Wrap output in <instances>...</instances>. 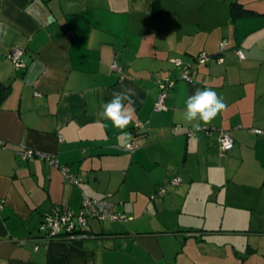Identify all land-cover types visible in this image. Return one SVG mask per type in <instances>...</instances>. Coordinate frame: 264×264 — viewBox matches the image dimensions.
Instances as JSON below:
<instances>
[{"label": "crops", "instance_id": "crops-1", "mask_svg": "<svg viewBox=\"0 0 264 264\" xmlns=\"http://www.w3.org/2000/svg\"><path fill=\"white\" fill-rule=\"evenodd\" d=\"M232 4L251 14L235 17ZM224 40L222 64H196ZM15 47L23 70L7 59ZM0 52V264H264V0H0ZM173 60L192 66L190 83ZM168 78L167 111L156 113V81ZM197 89L223 98L202 128L227 131L230 151L216 133L185 134ZM114 92L132 100L124 130L102 116ZM130 142L139 148L123 151ZM25 148L80 183L24 161ZM175 177L180 185H167ZM160 186L167 192L151 200ZM107 195L128 221L90 220L80 240L34 250L53 206L78 211L83 196Z\"/></svg>", "mask_w": 264, "mask_h": 264}, {"label": "built area", "instance_id": "built-area-1", "mask_svg": "<svg viewBox=\"0 0 264 264\" xmlns=\"http://www.w3.org/2000/svg\"><path fill=\"white\" fill-rule=\"evenodd\" d=\"M227 41L224 40L219 45V56L216 59L218 64L223 63V56L226 52ZM23 49L21 47H15L8 50L6 56L7 59L12 64L15 70H23L25 68L24 62L22 60ZM0 52V56H1ZM235 56L238 60L243 61L245 56L241 50H235ZM211 61V56L206 52H201L196 57V64L206 65ZM173 65L177 70H179V76L177 80L190 83L191 82V68L192 66L184 64L181 60H173ZM110 70L118 75L123 74V69L113 61L110 65ZM176 80L173 79H162L156 81L159 88V95L154 103L153 111L156 113L167 111L166 101L169 92L173 89ZM147 124L144 122L137 121L134 123V130L146 129ZM199 132H204L207 135L217 134L218 145L221 151L228 152L234 146V141L230 134L221 128H201L200 131H193L188 129L186 135L188 137L193 136ZM255 134H262L261 131L252 130ZM62 138L59 137V141ZM139 146L135 142H130L125 144L121 149L123 151L132 153L137 150ZM20 157L27 161L31 158H38L40 160H45L53 168L60 170L62 175L67 178L73 185H78L80 182L69 173V169L66 166H61L57 160L49 155L43 154L40 151L34 150L32 148H25L19 154ZM181 179L175 177L171 179L167 185L175 187L180 185ZM167 192L165 186H160L156 193L151 196V200H155L162 197ZM111 195L105 196L101 200H96L83 196L81 206L78 211L72 210L68 204H60L52 207L49 213L42 217L40 225L38 227V236L34 240L35 246L34 250H37L40 245H46L53 241H77L80 240L84 234L88 222L90 220H96L100 222L110 221L113 223H124L129 219L125 214L115 213L113 205L110 203Z\"/></svg>", "mask_w": 264, "mask_h": 264}, {"label": "clouds", "instance_id": "clouds-1", "mask_svg": "<svg viewBox=\"0 0 264 264\" xmlns=\"http://www.w3.org/2000/svg\"><path fill=\"white\" fill-rule=\"evenodd\" d=\"M129 104L132 100L123 92H114L112 99L103 105L102 116L111 121L113 127L124 130L131 122V115L124 109V102ZM225 108L223 98L211 89H197L194 94L187 97L183 118L192 130L200 131L202 124L211 123Z\"/></svg>", "mask_w": 264, "mask_h": 264}, {"label": "trees", "instance_id": "trees-1", "mask_svg": "<svg viewBox=\"0 0 264 264\" xmlns=\"http://www.w3.org/2000/svg\"><path fill=\"white\" fill-rule=\"evenodd\" d=\"M232 9L235 10L233 12L234 15L237 14V12L240 16H247V15L251 14V12L241 9L240 5H238V4H232ZM237 9H238V11H237ZM235 17H237V16L235 15ZM218 56H219V54L215 57L211 56V60L217 58ZM8 90H9V87H6V86L0 89L2 95H4ZM85 233H86V231H85Z\"/></svg>", "mask_w": 264, "mask_h": 264}, {"label": "rangeland", "instance_id": "rangeland-1", "mask_svg": "<svg viewBox=\"0 0 264 264\" xmlns=\"http://www.w3.org/2000/svg\"><path fill=\"white\" fill-rule=\"evenodd\" d=\"M104 222H110V221H104Z\"/></svg>", "mask_w": 264, "mask_h": 264}]
</instances>
